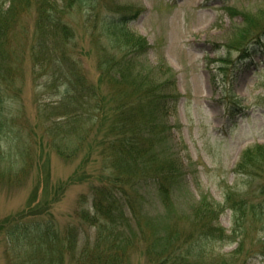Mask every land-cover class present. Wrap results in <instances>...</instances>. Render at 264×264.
<instances>
[{
	"label": "rangeland",
	"instance_id": "374dc122",
	"mask_svg": "<svg viewBox=\"0 0 264 264\" xmlns=\"http://www.w3.org/2000/svg\"><path fill=\"white\" fill-rule=\"evenodd\" d=\"M10 1L0 0V9H6ZM103 2V11L125 22L130 35L141 36L150 44L146 61H138L140 66L148 69L162 60L175 73L180 93L175 109L168 115L171 135L164 146L181 159L179 186L175 187L173 203L164 208L158 205L154 190L141 188L144 205L140 203V219L130 228H121V236L128 238L127 251L119 252L126 257L123 264H149L148 244L163 235L170 236L171 243L191 237L200 224L195 212L211 207L214 211L204 221L206 228L224 231L225 235L238 234L234 241L217 240L214 252L226 257L240 241L243 254L239 262L244 258L246 264H264L263 221L254 222L249 215L235 233L232 227L240 212L226 200L227 195L233 201L246 197L251 201L247 202L249 206L260 202L254 211H264V195L249 193L245 179L264 177V34L254 41L264 31V0ZM52 4L54 16H62L72 31V35L63 34L61 45L54 42L50 27L44 26V35L38 39L34 6L20 8L16 4L15 18L0 35V50L13 63V88L9 92L15 94L6 100L8 109L2 117L6 119L0 133V224L12 215L42 212L41 206L49 205L44 217H52L61 233H68L71 225L77 228L78 247L73 253L65 252L63 264H79L77 260L82 264V260L87 261L82 253L85 242L90 239L91 245L97 244L98 234L95 226L77 218V211L91 206V187L103 179L96 175L106 159L96 152L104 151L105 144L99 138L97 124L91 120L84 126V140L73 151L76 127L69 126L67 131L62 126L66 117L51 111L53 104L65 97L64 82L50 80L40 70L44 67H39L35 51L47 56L52 46L58 45L79 60L97 92L107 94L117 85L110 81L112 73L104 77L101 72V43L110 39L95 24L97 15L91 17L88 8L81 9L74 3L66 6V0H53ZM107 48L109 55L129 57L125 54L130 48L110 44ZM107 95L112 105L125 93L115 90ZM80 100L76 106L80 104L86 111L90 102ZM58 144L63 146V155L55 146ZM251 152L255 159H251ZM244 154L250 158L243 161L250 164L246 173L239 166ZM4 232L0 228V264H11L13 255L6 252Z\"/></svg>",
	"mask_w": 264,
	"mask_h": 264
},
{
	"label": "trees",
	"instance_id": "16d2710c",
	"mask_svg": "<svg viewBox=\"0 0 264 264\" xmlns=\"http://www.w3.org/2000/svg\"><path fill=\"white\" fill-rule=\"evenodd\" d=\"M49 2L50 0H11L6 9H0V35L8 30L9 22L15 18L16 4L20 8L34 6L37 31L40 33L38 39L44 35L46 30L43 29L44 26L50 27L54 42L61 45V39L65 37L63 34L72 35L71 27L62 16H54L53 4L51 5L53 0ZM71 3L81 9L88 8L91 17L97 15L94 18L95 24L99 25L100 32L110 39L101 43L104 46L100 48L101 72L104 77L107 75L110 77L109 74L112 73L110 81L113 82V86L117 85L114 90H107V94L116 90L120 94L124 92L125 95L109 105L108 95L97 92V88L87 80L79 60L58 45H53V50L47 56L41 51H35L34 56L39 67H44L40 70H44L50 80L54 78L64 82L63 103L61 101L58 104L54 103L51 111L52 114L55 111L57 115L66 117L62 126L76 127L77 139L75 142L72 141L73 151L75 152L84 140L86 133L84 126H88L91 120L93 125L97 124L99 138L105 144L104 151L96 152L98 155L102 153L106 159L103 160V168L96 175L103 179L100 178L99 184L91 187V206L82 207L77 211V218L81 222L95 226L98 234L97 244L93 242L95 245H91L90 239L85 242L86 249L84 248L82 253H85L87 261L82 260V264H123L126 257L124 259L119 252L127 251L128 238L124 239L121 236V228H130L139 221L142 211L140 203L144 205L140 195L141 188L154 190L159 198L158 205L163 208L174 201L175 187L180 182L181 159L171 149H164V146L170 141L171 135L168 115L175 109L180 93L175 73L162 60L159 59L154 66L151 64L148 69L140 66L138 61L147 54L150 44L141 36L136 38L130 35L124 25L125 22L103 11V0H66L65 5ZM143 8H138L137 12ZM263 34L264 31L259 33L254 41H259ZM109 44L130 48L125 54L129 57H119L114 53L109 55L107 48ZM144 60L146 61V58ZM12 69L13 63L7 61L4 51L0 50V133L6 119L2 117L8 109L5 105L6 100L15 95L11 93ZM113 70L116 72L114 78ZM117 79L121 81L117 82ZM80 99L87 100V104L90 102L91 105L86 111L80 104L79 108L76 106L79 101L81 102ZM60 108L64 111L59 112ZM67 131H70V128H67ZM55 146L63 155V146L59 144ZM258 152L262 151L259 149ZM253 154L251 152V159H255ZM248 159L250 158L244 154L239 162L242 172L248 171L250 164L243 162ZM142 164L144 166L141 168ZM245 179L250 187L249 193L256 191L264 195V177H257V183V179L250 177ZM72 180H75V177ZM226 200L232 202L231 208L240 212L239 215L236 214L232 227L235 233L249 215L254 222L261 220L264 223L262 213L264 211L261 213L254 211L260 202H254L249 206L246 197L233 201L228 195ZM41 207L44 209L42 212L27 211L20 215L15 214L3 219L5 221L0 224L7 237L6 252L13 255L11 264H63L65 252L73 253L78 247L76 225H71L68 233H61L52 217H44L49 213L46 209L49 205ZM247 207L250 208V212H246ZM211 211H214L213 207L206 211L197 209L195 217L200 224L196 228L197 232L193 229L191 237H181L177 243H171V237L165 235L157 241L151 240L147 253L151 256L147 259L149 264H238L239 256L243 254V245L240 241H237L234 250L226 257L214 252L217 240L222 242V239L230 238L234 241L238 234L225 235L224 231L222 233L206 228L204 221L212 214ZM117 228H120V231ZM123 239L125 241L121 243ZM75 254L76 252L73 255ZM242 259L239 264H246L244 258ZM77 262L81 264V260Z\"/></svg>",
	"mask_w": 264,
	"mask_h": 264
}]
</instances>
